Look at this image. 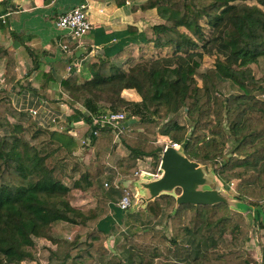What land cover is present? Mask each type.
<instances>
[{
  "label": "trees",
  "instance_id": "obj_1",
  "mask_svg": "<svg viewBox=\"0 0 264 264\" xmlns=\"http://www.w3.org/2000/svg\"><path fill=\"white\" fill-rule=\"evenodd\" d=\"M248 1L147 0L141 8L156 9L165 21L152 28L159 52L152 51L148 58L124 68L100 61L91 65L90 80L80 84L71 77L63 83L64 92L92 116L105 113L103 105L112 112L132 110L129 120L140 116L138 123L129 124L131 130L126 126L120 134V142L130 153L119 160L126 177L141 159L150 158L158 168L164 150L155 146L153 138L159 134L184 147L191 161L214 166L225 186L241 180L237 198L264 214V98L257 95L264 94V77L256 81L249 75L250 66L264 60V0H255L256 5ZM162 50L166 54L160 53ZM3 53L9 59L4 83L13 84L15 62L12 53ZM207 57L215 59L214 76L237 83L241 95L213 92L208 75L199 74ZM198 77L204 82L202 87ZM126 90L136 91L142 102L127 101L123 97ZM159 106H166L169 115L183 111L187 123L154 119ZM75 116L92 124L91 116L80 111ZM0 130L4 131L0 135V264L36 260L38 238L58 245L57 259L48 257L47 264H96L97 259L107 257L105 244L113 224L110 196L101 184L115 148L112 131L96 129L91 135L89 146H85L94 150L88 167L78 157L82 147L74 138L44 128L17 111L2 91ZM19 130L35 143H26ZM230 144L233 148L227 154ZM66 179L75 181L73 187ZM73 190L91 195L96 205L87 209L73 206L69 200ZM125 193L122 188L120 195ZM175 206V198L168 195L148 205V214L155 219L168 213L171 232L164 227L131 235L132 264H155V258L160 257L171 261L169 264H250L242 251L243 242L250 237L244 215H232L231 221L219 217L225 208L222 205H183L172 215ZM189 211L188 220L185 215ZM104 220L107 231L99 227ZM58 223L78 227L72 242L56 239L52 230ZM262 226L264 229V221ZM225 232L233 236V242L221 251L217 241ZM197 236L211 240L213 247L200 251L197 246L183 244L194 245L201 239ZM110 263L126 264L116 256Z\"/></svg>",
  "mask_w": 264,
  "mask_h": 264
},
{
  "label": "crops",
  "instance_id": "obj_2",
  "mask_svg": "<svg viewBox=\"0 0 264 264\" xmlns=\"http://www.w3.org/2000/svg\"><path fill=\"white\" fill-rule=\"evenodd\" d=\"M146 2L147 0H0V91L6 93L17 111L26 113L31 118L32 111H38L33 119L40 126L67 133L81 147L89 146L81 144L90 136L89 124L82 117L75 116V113L76 110L83 115L92 113L70 98L62 85L71 77L80 84L90 80L91 65L99 64L100 61H110L116 67L124 68L142 57L148 58L152 51L159 52L153 43L152 28L164 24L165 21L156 9L143 10L141 6ZM83 4L88 6L89 20L93 28L81 42L76 43L69 40L68 31L62 29L58 22L61 16ZM65 45L70 46L69 51L63 49ZM4 51L12 53L15 62L16 79L13 84L4 83L9 63ZM160 53L166 54L164 50ZM69 67H73L71 72L68 71ZM123 97L129 102H142V98L134 90L124 91ZM101 109L106 112L110 110L105 105ZM115 148L109 157L106 175L102 179L104 184L107 181L112 183L110 193L105 194L110 196L109 218L113 224L105 244L109 255L97 259L96 264H112L110 260L115 256L126 264H132L133 253L130 246L120 245L119 237L129 229L137 230V225L145 218L153 221L157 226L156 230H163L166 218L163 216L155 219L148 214L147 209L132 208L129 210L130 214L138 217L128 221L124 219L129 211L120 212L122 210L119 202L123 197L120 195L121 189L137 195L139 190L136 185L140 175L126 177L124 172L127 171L121 167L119 160L130 153L121 143ZM88 150L93 154V149ZM139 161L129 172L140 171L142 163ZM95 205L94 199L92 207ZM106 222L104 220L99 225L105 231L108 230ZM189 247L194 245L189 243ZM49 249L56 251L58 257L56 243H51ZM118 250L120 253H117ZM256 254L257 262L263 264L264 252L262 251L260 259L259 253ZM247 260L253 264L248 257ZM170 262L161 257L154 260L155 264Z\"/></svg>",
  "mask_w": 264,
  "mask_h": 264
},
{
  "label": "rangeland",
  "instance_id": "obj_3",
  "mask_svg": "<svg viewBox=\"0 0 264 264\" xmlns=\"http://www.w3.org/2000/svg\"><path fill=\"white\" fill-rule=\"evenodd\" d=\"M249 5H256V1L255 0H250L247 2ZM214 64H215V59L214 58H205L202 63H201V68L199 69V74L200 75H208V77L211 79L209 80V85L212 86L213 92L216 93V95H225V96H230V95H241V90L238 87V84L233 82L232 80H221L217 77L214 76L213 71H214ZM250 76L254 77V79L256 81H259L260 79H262L264 77V60H261L259 65H252L250 66ZM198 83L199 86H203V80L202 78L198 77ZM258 92H256L257 94ZM258 97L260 98H264V94L262 95L261 93L257 94ZM76 112H78L76 110ZM126 115H127V120H129V116L132 115V110H128L125 109ZM154 119H159L160 121H167L169 119H174L177 120L180 124H186L187 123V119L185 114L183 113V111H181L180 113H178L177 115H169L168 114V110L166 106H159L158 107V114L157 116H153ZM140 121V116L136 117L134 116L132 119L129 120L130 124L131 123H138ZM129 122L127 123L128 125V130H131V126L129 125ZM4 131L0 130V135H3ZM18 133L20 134L19 136L26 142V143H30L31 145H33L35 142L32 140L30 135H27L25 133V131L23 130H19ZM155 141V146L159 147L163 150L166 149V147L168 146H172V142L169 140V138L161 136L159 134H157V136H155L154 138ZM121 142L118 141L117 143L115 142V147H117V145H119ZM82 144V143H81ZM122 144V143H121ZM232 145L230 144L228 146L227 149V154L231 153L232 150ZM116 150V148H114ZM113 153V152H112ZM94 156V152L93 154L87 149L85 148V146H82V148L80 149L79 153H78V157L81 158L82 162L86 165V166H90V159ZM139 162L142 163V167L140 166V170H144L147 172H156L157 169L154 167L153 162L150 158H145V159H141ZM147 167V168H146ZM107 169H108V165H107ZM138 172V170L136 171ZM140 172V171H139ZM138 172V173H139ZM136 174L135 172L132 173V175ZM216 176V174H215ZM79 175H76V179H78ZM216 180H218V182L221 184L222 189L228 193L230 196L234 197L235 199H238L237 196L241 194V192L238 190L240 183L242 182L241 180H233L232 183L229 185V187L225 186L224 183H222L218 177L216 176ZM68 185H71V187H73L74 182L73 180H67L65 181ZM107 184L109 185L108 187H106V184L102 183L101 184V189L105 194H109L110 192V188L112 186L111 181H107ZM245 186V185H244ZM131 195H133L131 192H129ZM181 193L180 190H177L176 195H179ZM126 194V193H125ZM91 195H80L78 192H76L75 190L72 191L69 200L71 201L72 205L78 208H91L92 204L94 203V199H92V197H90ZM85 197H90L88 199H86ZM93 200V202H91ZM244 203H248L244 200L238 199ZM222 206H225V208H221L222 212L221 215L219 217H225V219H230V221L232 220V215H236V214H242L247 218V229L249 232V239L243 242L242 245V251H246L247 257L248 259L253 263V264H260L259 262H257V258H258V254L259 253V259H260V255L262 254V251L264 252V229H263V223L261 221L255 220L253 217V212L252 210L254 209H258L254 206H251L249 203L248 205L251 206V208L249 209V213L244 214L245 212H242L241 209H237L234 207H229L226 204H221ZM220 206V205H218ZM246 209V207H245ZM127 217H125L124 219L131 220L133 217L137 218L138 215H134V214H130V211L127 213ZM139 214V213H138ZM173 215V212H172ZM190 211L186 212V218L189 220L190 218ZM123 216V215H122ZM142 216V215H141ZM124 217V216H123ZM165 223L163 224L165 227V229L167 230L168 234L171 232V227H170V218L169 215L167 213V216L165 215ZM141 224L137 225V230H133V229H129L128 232L125 234L123 233V237L120 236V245H123L124 247H126L127 245H129V238L131 237V235L135 234V232H137V234L142 233V231H144L147 228H156L157 226L153 224V221L150 220H146L143 219V221L140 222ZM63 225H66V227H64ZM58 228V229H57ZM170 228V230H169ZM164 230V229H163ZM78 227L74 226V225H70V224H64V223H58L56 225L53 226V230L52 232H54V235L56 236V239H61V240H66L68 242H72V239L75 237V235L78 233ZM236 236V234H235ZM234 236V238H235ZM70 237L72 238L71 240ZM197 238H201L198 240L194 241V247H198L200 248V251H204L205 249H210L211 246L213 247V243L211 242V240H207L206 238L197 236ZM219 248L221 251H226L227 249H229L230 244L233 242V236L229 233V232H225V234L223 236H219ZM196 239V238H195ZM47 239H43V238H38L36 240V247L34 248V253L36 256V260L38 262V259L40 260L41 264H46L48 257L50 255V249L49 246L51 243H54L53 241L47 242ZM207 240V242H206ZM254 240V243L252 244L251 241ZM50 241V240H48ZM108 242V241H107ZM186 243V244H185ZM185 243H183L184 245H189V243L186 241ZM132 251L133 248H130ZM260 251V252H258ZM117 253H120L119 250L117 251ZM133 253V251H132ZM128 257V256H127Z\"/></svg>",
  "mask_w": 264,
  "mask_h": 264
},
{
  "label": "water",
  "instance_id": "obj_4",
  "mask_svg": "<svg viewBox=\"0 0 264 264\" xmlns=\"http://www.w3.org/2000/svg\"><path fill=\"white\" fill-rule=\"evenodd\" d=\"M214 166H204L191 161L185 154L184 147L168 146L161 154L159 178H154L148 173H142L136 187L139 193L136 196L134 210L147 209L151 202L164 195L176 200L173 212L183 206H218L226 204L229 207L241 209L244 214L251 208L230 196L216 180ZM177 190L181 193L176 195ZM246 207V209H245ZM255 220L264 221V214L260 209L252 210Z\"/></svg>",
  "mask_w": 264,
  "mask_h": 264
},
{
  "label": "built area",
  "instance_id": "obj_5",
  "mask_svg": "<svg viewBox=\"0 0 264 264\" xmlns=\"http://www.w3.org/2000/svg\"><path fill=\"white\" fill-rule=\"evenodd\" d=\"M58 25L68 31L69 40L74 41L76 43L81 42L82 38L86 36L93 28L92 23L89 20L88 14V6L87 5H79L66 13L65 15L61 16L58 22ZM65 51H69L70 46L65 45L63 46ZM73 67H69L68 71L71 72ZM32 117L35 118L38 115V111H32ZM88 116L92 117V124L89 125L90 127V136L87 140L82 141V145H89L91 135L95 132L96 129H109L112 131L113 135L115 136V142L117 143L120 141V134L126 127L125 121L127 120V115L125 110H119L117 112L108 111L102 113L98 116H92L91 114H87ZM53 122H56L55 120ZM174 147H180L178 144H172ZM167 148V147H166ZM139 172V171H138ZM136 173L138 176L142 173H148L152 175L154 178H159L161 176L160 172V165L156 172H147L144 170H140L139 173ZM109 185L106 184V187ZM136 194L131 195L128 191L126 194L121 198L119 202L120 210L126 212L132 209L136 203ZM72 238L70 237L69 240ZM49 258L57 259V252L50 250ZM22 264H38L37 260L32 262H24ZM47 264V262H46Z\"/></svg>",
  "mask_w": 264,
  "mask_h": 264
}]
</instances>
